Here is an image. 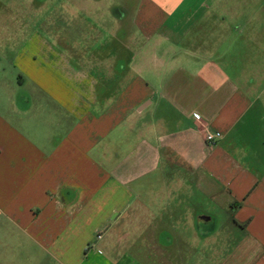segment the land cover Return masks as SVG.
Wrapping results in <instances>:
<instances>
[{"label":"crops","instance_id":"0c3cea01","mask_svg":"<svg viewBox=\"0 0 264 264\" xmlns=\"http://www.w3.org/2000/svg\"><path fill=\"white\" fill-rule=\"evenodd\" d=\"M134 14L106 41L17 57L23 92L0 73V264H264V0ZM191 186L227 246L206 209L199 237L168 225Z\"/></svg>","mask_w":264,"mask_h":264},{"label":"rangeland","instance_id":"374dc122","mask_svg":"<svg viewBox=\"0 0 264 264\" xmlns=\"http://www.w3.org/2000/svg\"><path fill=\"white\" fill-rule=\"evenodd\" d=\"M86 2L89 1L0 0V73H4L8 77L5 79L11 81L10 85L17 87L19 82L16 83V81L20 75L28 79L26 75L28 71L17 60L20 55L40 59V49L46 50V52L50 51L53 54L59 50L63 51V49L67 51L69 49L67 47L68 42L83 45V42L106 41L112 37L111 30L117 25V17L122 18V16L116 17V14L123 11L126 13L123 17L126 18V22H129L130 20L127 18H132L138 8V0H101L98 5H94L99 10L92 9L87 12L83 9L80 10L79 8ZM73 6H77L76 14L73 13ZM121 7L125 9L123 10ZM122 25L124 23L120 21L118 26ZM121 32H123V28L113 37H121ZM40 40H44L46 46L41 47ZM47 45H52V47ZM38 63L39 61L36 65ZM28 82L30 81L28 80ZM18 88L20 92H23L24 87L18 86ZM127 187L131 188L130 186ZM123 192L124 194L121 191L110 192L107 208L116 201L120 202L121 197L126 199L128 195L124 190ZM176 197L187 201L189 206H183L181 209L176 207V210L182 211L185 219L182 222L171 220V222H167L169 226L193 239L195 236L199 237L202 230L213 231V224L199 218L201 211L206 209L213 216L218 217L219 222L216 227L219 232L222 231V235L216 237L213 243L223 241L226 242L225 246L228 245V240L223 237L224 231L221 229L226 225L222 222L223 214L217 212L218 209L214 208L194 186L188 189L186 196L180 193ZM171 209L173 210L175 207ZM99 212H101V208H98Z\"/></svg>","mask_w":264,"mask_h":264},{"label":"built area","instance_id":"2783aa9c","mask_svg":"<svg viewBox=\"0 0 264 264\" xmlns=\"http://www.w3.org/2000/svg\"><path fill=\"white\" fill-rule=\"evenodd\" d=\"M195 117H196L197 120H201V116H199L198 114H195ZM220 135H221L220 132L213 131V130H206L205 140L209 144H213L214 143V140L216 138H218Z\"/></svg>","mask_w":264,"mask_h":264},{"label":"water","instance_id":"95a60500","mask_svg":"<svg viewBox=\"0 0 264 264\" xmlns=\"http://www.w3.org/2000/svg\"><path fill=\"white\" fill-rule=\"evenodd\" d=\"M200 219H204V220H206V219H207V217H203V216H202V217H200Z\"/></svg>","mask_w":264,"mask_h":264}]
</instances>
